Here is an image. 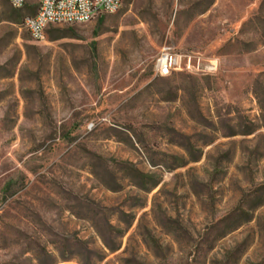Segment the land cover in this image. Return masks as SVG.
<instances>
[{"label":"rangeland","instance_id":"1","mask_svg":"<svg viewBox=\"0 0 264 264\" xmlns=\"http://www.w3.org/2000/svg\"><path fill=\"white\" fill-rule=\"evenodd\" d=\"M27 4L0 0V264H264V0H124L41 42Z\"/></svg>","mask_w":264,"mask_h":264},{"label":"built area","instance_id":"2","mask_svg":"<svg viewBox=\"0 0 264 264\" xmlns=\"http://www.w3.org/2000/svg\"><path fill=\"white\" fill-rule=\"evenodd\" d=\"M13 10L27 7V0H7ZM35 14L22 21V28L35 42L44 39L49 26L88 24L104 15L117 13L124 0H33ZM181 58L169 48H162L154 62L157 77L165 78L180 70Z\"/></svg>","mask_w":264,"mask_h":264},{"label":"trees","instance_id":"3","mask_svg":"<svg viewBox=\"0 0 264 264\" xmlns=\"http://www.w3.org/2000/svg\"><path fill=\"white\" fill-rule=\"evenodd\" d=\"M20 11V10H19Z\"/></svg>","mask_w":264,"mask_h":264}]
</instances>
